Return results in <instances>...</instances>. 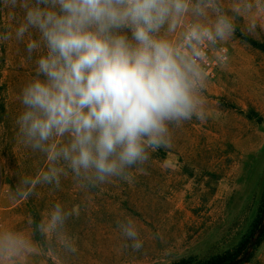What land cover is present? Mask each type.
I'll return each mask as SVG.
<instances>
[{
    "label": "rangeland",
    "instance_id": "rangeland-1",
    "mask_svg": "<svg viewBox=\"0 0 264 264\" xmlns=\"http://www.w3.org/2000/svg\"><path fill=\"white\" fill-rule=\"evenodd\" d=\"M222 3L231 14L233 0ZM19 19L18 10L0 6V32H14ZM248 22L246 14L235 21L227 61L207 72L206 119L172 129L169 148L97 187L82 186L87 182L64 162L58 182L42 179L50 160L19 142L15 123L35 54L28 59L27 37L0 42V153L8 184L1 228L30 235L35 248L25 264H205L237 246L264 192V19L252 33ZM11 180L22 186L20 200L11 199ZM57 205L62 222L41 231ZM129 221L135 241L121 227ZM238 264H264V242L251 262Z\"/></svg>",
    "mask_w": 264,
    "mask_h": 264
},
{
    "label": "clouds",
    "instance_id": "clouds-1",
    "mask_svg": "<svg viewBox=\"0 0 264 264\" xmlns=\"http://www.w3.org/2000/svg\"><path fill=\"white\" fill-rule=\"evenodd\" d=\"M0 6L20 13L0 42L27 37L28 59L35 54V74L20 92L19 142L48 156L44 181L58 182L64 162L88 187L125 178L171 146L172 129L204 121L209 62L227 61L224 46L242 14L249 33L264 19V0H233L231 14L222 0H0ZM62 220L57 205L38 227L51 233ZM121 227L136 240L131 221ZM34 248L27 233L0 228V264H25Z\"/></svg>",
    "mask_w": 264,
    "mask_h": 264
},
{
    "label": "trees",
    "instance_id": "trees-1",
    "mask_svg": "<svg viewBox=\"0 0 264 264\" xmlns=\"http://www.w3.org/2000/svg\"><path fill=\"white\" fill-rule=\"evenodd\" d=\"M8 10V8H7ZM257 45V44H256ZM261 49H264V46ZM9 180V179H8ZM11 190L16 193L17 189H20V194L16 200H20L22 193V186L14 181H9ZM264 242V192L261 200V204L258 208L257 216L252 222L249 230L237 244V246L232 250L228 251L222 255L215 256L205 262V264H232L235 261H240L239 263L251 262L254 252L260 247ZM178 264H189L187 261H182Z\"/></svg>",
    "mask_w": 264,
    "mask_h": 264
},
{
    "label": "built area",
    "instance_id": "built-area-1",
    "mask_svg": "<svg viewBox=\"0 0 264 264\" xmlns=\"http://www.w3.org/2000/svg\"><path fill=\"white\" fill-rule=\"evenodd\" d=\"M218 64L219 63L215 59L211 60L208 64L207 72L208 73L212 72L216 68V66H218ZM7 187H8L7 174H6L5 166L3 163V158L0 153V228L2 226V217H1L2 216V202H3V197L5 193L7 192Z\"/></svg>",
    "mask_w": 264,
    "mask_h": 264
},
{
    "label": "water",
    "instance_id": "water-1",
    "mask_svg": "<svg viewBox=\"0 0 264 264\" xmlns=\"http://www.w3.org/2000/svg\"><path fill=\"white\" fill-rule=\"evenodd\" d=\"M240 261H235V262H233L232 264H238Z\"/></svg>",
    "mask_w": 264,
    "mask_h": 264
}]
</instances>
